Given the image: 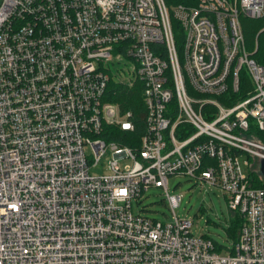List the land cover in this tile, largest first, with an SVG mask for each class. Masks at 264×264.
I'll return each instance as SVG.
<instances>
[{"label":"built area","instance_id":"1","mask_svg":"<svg viewBox=\"0 0 264 264\" xmlns=\"http://www.w3.org/2000/svg\"><path fill=\"white\" fill-rule=\"evenodd\" d=\"M0 1V264H264V51L243 30L264 0ZM113 80L143 83L139 146L101 136L135 128ZM171 175L224 191L242 218L226 253L175 213ZM154 186L168 222L133 210Z\"/></svg>","mask_w":264,"mask_h":264},{"label":"rangeland","instance_id":"2","mask_svg":"<svg viewBox=\"0 0 264 264\" xmlns=\"http://www.w3.org/2000/svg\"><path fill=\"white\" fill-rule=\"evenodd\" d=\"M106 66L117 79L127 78L130 74L129 65L122 62L109 61ZM258 136L264 140V131H259ZM111 156L109 151L105 153L97 166L91 169V173L98 175L105 172L107 161L111 159ZM239 158L243 172L249 173L245 164V160L248 159L247 155H240ZM168 190L171 194L182 196L180 205L175 208V213L181 218L192 219L190 230L196 236L201 234L210 236L222 246V253H226L227 248L234 246L233 222L236 215L230 209L229 201L220 187L202 185L201 182L195 181L187 175H171L168 181ZM166 198V191L162 187H150L141 201L134 200L132 202L133 210L136 213H144L151 218L168 222L173 219V210Z\"/></svg>","mask_w":264,"mask_h":264},{"label":"trees","instance_id":"3","mask_svg":"<svg viewBox=\"0 0 264 264\" xmlns=\"http://www.w3.org/2000/svg\"><path fill=\"white\" fill-rule=\"evenodd\" d=\"M168 7H173L177 4H183L186 6L194 5L196 4L197 0H165ZM243 30L245 32V42L246 46L251 50V52H254L256 42H258V45H260V48L262 51H264V30L260 32V29L264 26V20L262 19H252V18H243ZM176 27L178 26L177 22L175 21ZM260 32V35L258 36V33ZM259 52V51H258ZM257 52L253 53V56L257 58ZM143 83L141 81L136 80L134 84L128 85L126 83H119L116 81H111L110 83V90L112 89L115 98L113 100L119 101L120 106L122 107L123 111L130 110L132 112V118L135 122V128L134 130H122L121 127L116 125H108L105 126V132L101 134V136L105 137L106 140H115L117 142H120L121 144H128L133 145V142L137 146H139L140 138L145 131L146 126V120H145V114H146V106H144L143 103V93H142ZM260 132H263L260 130ZM129 139H133L129 140ZM257 139L264 143V140H262L257 133ZM257 176V175H256ZM259 185H262V183H259ZM234 213V212H233ZM236 215V218L233 222V231L235 238L237 237L240 224L242 222V218L240 215L234 213Z\"/></svg>","mask_w":264,"mask_h":264},{"label":"water","instance_id":"4","mask_svg":"<svg viewBox=\"0 0 264 264\" xmlns=\"http://www.w3.org/2000/svg\"><path fill=\"white\" fill-rule=\"evenodd\" d=\"M260 172L264 176V159L261 161Z\"/></svg>","mask_w":264,"mask_h":264}]
</instances>
